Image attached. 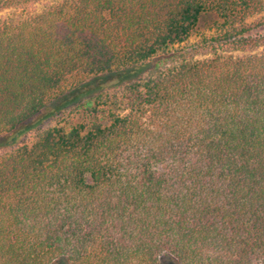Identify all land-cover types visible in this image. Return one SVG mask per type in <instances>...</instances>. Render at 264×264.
Masks as SVG:
<instances>
[{"label": "trees", "instance_id": "1", "mask_svg": "<svg viewBox=\"0 0 264 264\" xmlns=\"http://www.w3.org/2000/svg\"><path fill=\"white\" fill-rule=\"evenodd\" d=\"M261 30L264 0H63L2 24L0 264H264Z\"/></svg>", "mask_w": 264, "mask_h": 264}, {"label": "rangeland", "instance_id": "2", "mask_svg": "<svg viewBox=\"0 0 264 264\" xmlns=\"http://www.w3.org/2000/svg\"><path fill=\"white\" fill-rule=\"evenodd\" d=\"M63 0H38L34 3V5L30 8L23 10L22 8H17V7H10V8H6L0 11V27L2 24L6 23V22H12V23H17L21 20H23L24 18L27 17V12H32L34 14L41 12L47 5L49 4H54V3H58L61 2ZM261 17H253L249 20V24L255 25V23H257L258 21H260ZM206 20H203L201 23V30H206V33H209L208 30V26L209 23L205 22ZM260 32H264V30H261ZM197 40L196 37H194L191 41L195 42ZM222 57H226L228 56L227 54H220ZM236 57H240L242 56L241 53H234L233 54ZM214 56H208V58H212ZM139 71L136 70H132V71H128L126 73L123 74H115V75H110L108 77L102 78V79H98L97 81L92 82L91 84V88L92 87H100V86H107V87H111V86H115L117 84L122 83L125 80H128L132 77L138 76ZM161 263L162 264H177L176 259L172 256V255H162L161 256ZM59 264H66L65 261H60Z\"/></svg>", "mask_w": 264, "mask_h": 264}]
</instances>
